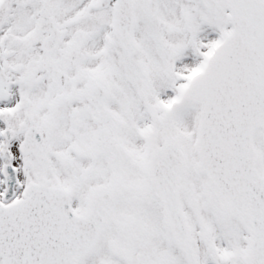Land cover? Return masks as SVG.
Returning a JSON list of instances; mask_svg holds the SVG:
<instances>
[{"label": "snow or ice", "instance_id": "1", "mask_svg": "<svg viewBox=\"0 0 264 264\" xmlns=\"http://www.w3.org/2000/svg\"><path fill=\"white\" fill-rule=\"evenodd\" d=\"M0 264H264V0H0Z\"/></svg>", "mask_w": 264, "mask_h": 264}]
</instances>
